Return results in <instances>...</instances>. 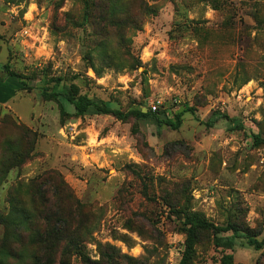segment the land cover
Here are the masks:
<instances>
[{
    "label": "rangeland",
    "instance_id": "1",
    "mask_svg": "<svg viewBox=\"0 0 264 264\" xmlns=\"http://www.w3.org/2000/svg\"><path fill=\"white\" fill-rule=\"evenodd\" d=\"M86 1L0 0V211L9 194L44 202L80 240L55 264H178L185 213L263 238L264 0H143L155 13L129 5L114 25L108 2L89 19ZM57 82L121 112H182L180 125L77 116L41 96ZM214 111L229 120L206 126ZM220 237L199 233L193 264H264V248L222 251ZM21 238L13 264H32Z\"/></svg>",
    "mask_w": 264,
    "mask_h": 264
},
{
    "label": "trees",
    "instance_id": "2",
    "mask_svg": "<svg viewBox=\"0 0 264 264\" xmlns=\"http://www.w3.org/2000/svg\"><path fill=\"white\" fill-rule=\"evenodd\" d=\"M98 1L99 2L93 0L91 3L86 1L88 9L86 16H88L89 19H97L96 16H94V13H92L94 11L93 8H98V10L103 13L101 10L103 9L101 3L108 2V15L99 14V18L109 25H114V23L117 22V19H114L118 15L117 13L126 9L129 5H132L131 7H133L135 4V8L138 12L141 11L147 14L150 12L155 13L153 7L144 3L143 0ZM131 16V14L127 15L126 19L131 18L130 22L134 23V16ZM121 21L122 18H119L118 22ZM7 76L16 78L21 84V88L26 86L25 79L21 75L8 71ZM2 80L3 79L0 78V81ZM40 88V94L45 100H57L63 98L73 106L75 115L77 116L92 112L111 114L120 120H125L133 116L136 119H151L158 128L162 125H166L171 129H177L181 122L182 112L175 114L174 119H172L166 114L156 112V110L151 111L150 108L145 112L142 108L129 112H121L112 109L105 103L99 104L88 99L84 95H78L77 88L73 84H71L68 89L60 87L58 82L52 85H43ZM184 111L190 112L197 118L194 108L187 107ZM222 119L226 121L229 120L225 113L214 111L208 116L204 124L208 127H212L217 121ZM235 126L241 127V124ZM253 138L256 143L264 142V139H262L259 134L253 135ZM8 203L9 208L7 212L3 213L0 211V225L4 228L0 247V264H13L18 260L19 257L17 256L16 246L18 243L23 242L21 231L27 232L30 235V243L37 245L39 248H34L36 252L30 256L32 264H55L58 255L62 256L64 255L63 253L69 251L70 248H76L79 246L80 240L72 236V232H69L67 228L62 227V231H60L59 226L62 222H58L60 220L56 221V215L45 209L46 206L44 202L37 204L34 200H31V206L26 204L25 206L22 201L15 198L14 194H9ZM182 225L185 238L181 245V257L178 264H193L195 245L198 235L201 232L220 234L221 237L219 238L218 244L222 246V251L224 249H230L240 242L241 244L252 247L255 250L264 248V236L261 239L254 238L247 228H242L237 223H227L223 225L215 224L194 212L183 214ZM62 242H65V244L61 245ZM108 262L109 264H114L113 259ZM58 264L66 263L63 260H60L58 261ZM220 264H233L231 253H222Z\"/></svg>",
    "mask_w": 264,
    "mask_h": 264
},
{
    "label": "built area",
    "instance_id": "3",
    "mask_svg": "<svg viewBox=\"0 0 264 264\" xmlns=\"http://www.w3.org/2000/svg\"><path fill=\"white\" fill-rule=\"evenodd\" d=\"M152 111L156 110V106L155 105H151Z\"/></svg>",
    "mask_w": 264,
    "mask_h": 264
},
{
    "label": "water",
    "instance_id": "4",
    "mask_svg": "<svg viewBox=\"0 0 264 264\" xmlns=\"http://www.w3.org/2000/svg\"><path fill=\"white\" fill-rule=\"evenodd\" d=\"M143 111H145V110H143Z\"/></svg>",
    "mask_w": 264,
    "mask_h": 264
}]
</instances>
